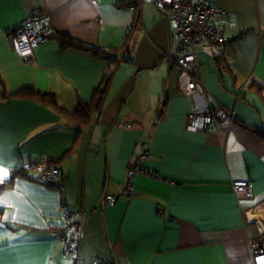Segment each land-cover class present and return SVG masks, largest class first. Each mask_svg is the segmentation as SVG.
<instances>
[{
    "label": "crops",
    "instance_id": "crops-1",
    "mask_svg": "<svg viewBox=\"0 0 264 264\" xmlns=\"http://www.w3.org/2000/svg\"><path fill=\"white\" fill-rule=\"evenodd\" d=\"M210 1L229 41L223 54L198 49L192 75L208 94L192 98L181 83L171 24L151 0H0V166L8 178L18 168L36 178L30 161L50 159L66 184L64 200L57 187L28 176L0 193L9 217L0 220L4 264H92L95 256L127 264H254L252 245L264 249V218H249L264 200V0ZM35 12L55 33L24 59L14 30ZM64 36L102 48H118L128 36L134 54L113 67L101 110L78 140L75 125L51 106L13 97L25 88L53 94L69 113L92 100L110 62L62 48ZM209 104L234 114L228 131L189 128L188 115ZM143 146L151 175L136 176L133 195L123 196ZM235 181H249V192L234 191ZM105 195L118 199L106 205ZM65 203L74 219L85 211L77 259L63 255Z\"/></svg>",
    "mask_w": 264,
    "mask_h": 264
},
{
    "label": "built area",
    "instance_id": "built-area-1",
    "mask_svg": "<svg viewBox=\"0 0 264 264\" xmlns=\"http://www.w3.org/2000/svg\"><path fill=\"white\" fill-rule=\"evenodd\" d=\"M139 3L144 0H138ZM156 6L159 14L169 20L171 24V36L178 41V57L176 65L181 70V83L184 92L190 96L207 95L201 79L192 75V71L198 64L197 52L203 46H208L213 53L223 54L225 45L229 41L221 28L216 26V16L221 12L210 0H151ZM53 34V28L48 17L42 13H32L14 30V40L18 53L24 59L34 56L35 49L45 43ZM226 112L217 113L209 104L203 110L193 111L187 117L189 128L193 130L207 131L216 125L225 131L230 129L234 121V114L226 115ZM221 120H224L221 122ZM131 125H129L130 127ZM150 151L143 146V151L127 170L123 196L133 195L134 179L138 175H151L145 166V161ZM36 179L39 183L57 187L63 193L65 199V178L58 167H51L42 159L38 162ZM236 192H249L251 184L249 181H235L232 185ZM104 204L112 205L118 196L105 195ZM66 233L63 235V255L74 259L78 257L80 234L83 226V209H78L76 219L73 212L65 203ZM254 212L256 216L264 218V200L255 206L249 213ZM252 256L254 264H264V249L257 243L252 245ZM92 264H127L121 259H103L95 256Z\"/></svg>",
    "mask_w": 264,
    "mask_h": 264
},
{
    "label": "trees",
    "instance_id": "trees-1",
    "mask_svg": "<svg viewBox=\"0 0 264 264\" xmlns=\"http://www.w3.org/2000/svg\"><path fill=\"white\" fill-rule=\"evenodd\" d=\"M54 33L55 31L53 29V34L48 38V40L54 35ZM242 34H245V33H242ZM242 34L240 35L242 36ZM63 38L64 40L61 41L62 48H67V47L78 48L80 50L87 51L98 58H101V59H104L110 62L109 68L105 74V77L102 83L93 92L92 100L90 102L81 101L79 103L77 110L74 113H69L65 111L61 106H59L55 98V95L53 94L40 92V91L31 89V88H25L19 91L18 93H15L13 97L34 99L44 105L51 106L59 114L63 115L64 117H67L75 125V129L77 130V134H78L77 135V140H78V137L82 134V132L86 128L90 126V124L93 122V118L101 110V107L105 100V95L107 93V89L110 83L111 76L113 75L115 68H116V67L115 68L113 67L118 66L122 62H127V63L133 62L134 54L131 48L129 47V37L128 36L125 38L123 45L118 48H102V47H98L95 45H91V44L78 41L69 36H64ZM260 86L264 87V84H261ZM6 97L7 95H5V98ZM71 150H69V152ZM52 162L53 161H51L50 159L48 160L49 165L51 167H55L51 165ZM37 164L38 163L35 161L34 162L30 161V165H31L30 167H33ZM26 169L28 170V168L15 169L10 178L6 179L3 183H0V193L6 187L12 185L14 183V180L20 176H28V177H31L33 180L37 181L35 176L29 174ZM3 215H4V209L0 208V220L1 221H3L2 220ZM7 226L13 229L17 228L16 226L12 225L10 222L9 223L7 222ZM63 232L66 233V230L63 229Z\"/></svg>",
    "mask_w": 264,
    "mask_h": 264
},
{
    "label": "snow or ice",
    "instance_id": "snow-or-ice-1",
    "mask_svg": "<svg viewBox=\"0 0 264 264\" xmlns=\"http://www.w3.org/2000/svg\"><path fill=\"white\" fill-rule=\"evenodd\" d=\"M9 176V172H8V169L3 167V166H0V183H3ZM0 205H7V200H3V201H0ZM13 207H15L14 205H12ZM4 220H8L9 217L8 216H4L3 217ZM3 225L0 224V230H3ZM11 239H15V237H11ZM261 260H264V257H261ZM0 264H4V262L2 260H0Z\"/></svg>",
    "mask_w": 264,
    "mask_h": 264
},
{
    "label": "bare ground",
    "instance_id": "bare-ground-1",
    "mask_svg": "<svg viewBox=\"0 0 264 264\" xmlns=\"http://www.w3.org/2000/svg\"><path fill=\"white\" fill-rule=\"evenodd\" d=\"M249 218L251 219V220H253V219H261V217H257V216H255L254 214H252V213H249ZM262 220V219H261ZM262 222V221H261ZM262 224H264L263 222H262Z\"/></svg>",
    "mask_w": 264,
    "mask_h": 264
}]
</instances>
